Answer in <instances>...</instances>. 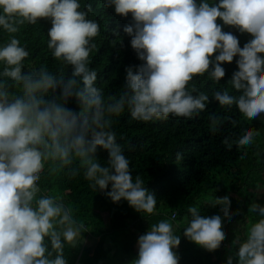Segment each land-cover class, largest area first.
Listing matches in <instances>:
<instances>
[{"label": "clouds", "instance_id": "9594fccd", "mask_svg": "<svg viewBox=\"0 0 264 264\" xmlns=\"http://www.w3.org/2000/svg\"><path fill=\"white\" fill-rule=\"evenodd\" d=\"M102 7L131 16L124 32L142 62L126 67L124 87L107 95L89 66L101 32L100 23L89 18L91 4L0 0V31L7 36L0 44V264H68L66 249L84 242L86 224L62 194L42 189L45 179L82 176L93 192H106L113 203L127 202L146 220L156 213L155 195L140 174L133 176L113 130L123 113L145 123L192 119L215 100L221 108L235 106L248 121L264 114V0H103ZM40 20L51 22L47 49L64 68L71 67L67 79L46 64H25L30 53L19 36ZM222 26L251 39L241 48L237 36ZM237 57L238 70L227 82L232 93L216 90L210 98L197 87L196 80L205 76L219 84L226 75L222 65ZM72 99L79 112L67 106ZM224 119L210 114V131L217 132ZM259 136V130L248 128L222 143L228 150L242 149L244 160ZM98 149L107 152L106 163L98 160ZM213 201L222 216L207 217L190 206L183 229L187 240L208 252L226 238L223 219L240 215L230 210L228 195ZM248 210L258 219L249 221L243 239L232 241L234 255L237 264H264V205L251 203ZM180 243L172 222L150 223L130 264H179ZM233 258L229 255L227 264Z\"/></svg>", "mask_w": 264, "mask_h": 264}, {"label": "trees", "instance_id": "16d2710c", "mask_svg": "<svg viewBox=\"0 0 264 264\" xmlns=\"http://www.w3.org/2000/svg\"><path fill=\"white\" fill-rule=\"evenodd\" d=\"M81 3L92 5L94 11L89 18L96 19L101 26L89 65L98 73L96 86L102 87L106 95L115 94L124 87L126 67L142 63L131 48V37L124 32L132 18L130 15L127 18L118 16L114 8L102 7L103 0H81ZM217 22L222 25V21ZM222 27L223 31L237 36L241 48L251 39L233 28ZM50 28L49 20H40L37 25H27L22 29L19 39L27 45L30 53L25 64L31 67L46 64L51 71L62 73L67 79L71 76V67L64 68L47 49ZM6 40V34L0 31V44ZM237 59L222 65L226 75L219 84L205 76L196 80L197 87L210 98L216 90L227 88L232 93L227 82L238 70ZM56 94H59V89ZM67 106L79 112L75 99L70 100ZM212 113L222 119L227 118L215 133L209 128L208 117ZM248 128L259 130L260 136L247 148L246 159L240 160L243 150L236 145L228 150L222 141L228 136L236 139ZM113 130L130 160L133 176L140 174L148 190L155 195L158 201L156 213L147 221L127 202L113 203L106 192H93L82 176L72 180L64 176L43 180L42 189L62 194L89 230L83 234L84 242L79 247L66 249L68 264H112L115 258L130 264L138 255L139 236L150 228V223L162 219L172 222L176 234L180 235L181 243L175 250L180 257L179 264H227L229 255H233V264H237L234 255L237 249L232 241L236 236L243 239L249 221L258 219L256 214L249 212L250 204L264 205V114L248 121L235 106L221 108L212 100L205 111L192 119L169 117L145 123L131 119L125 112L117 118ZM177 153L182 155V159H177ZM97 158L106 163L108 154L98 149ZM225 195L231 199L230 210H239L240 215L232 220L223 219L226 238L217 250L208 252L183 236V229L190 219L188 208L196 206L201 215L207 217L222 216L219 207L211 205L214 197Z\"/></svg>", "mask_w": 264, "mask_h": 264}, {"label": "rangeland", "instance_id": "374dc122", "mask_svg": "<svg viewBox=\"0 0 264 264\" xmlns=\"http://www.w3.org/2000/svg\"><path fill=\"white\" fill-rule=\"evenodd\" d=\"M127 262H123V260L122 259H116L115 258V261L112 263V264H126Z\"/></svg>", "mask_w": 264, "mask_h": 264}]
</instances>
